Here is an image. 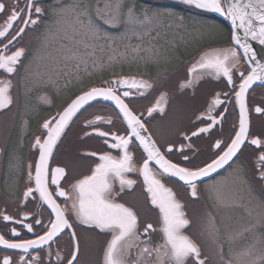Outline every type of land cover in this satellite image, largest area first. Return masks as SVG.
Masks as SVG:
<instances>
[{
  "label": "snow or ice",
  "instance_id": "snow-or-ice-1",
  "mask_svg": "<svg viewBox=\"0 0 264 264\" xmlns=\"http://www.w3.org/2000/svg\"><path fill=\"white\" fill-rule=\"evenodd\" d=\"M183 5L195 8L202 12L215 13L225 18L231 25L232 46L222 49H214L206 52L189 69V74L204 73L214 74L215 77H224L230 86L229 91L223 93L225 100L218 95L206 114L200 119H206L211 123L207 127H200L193 131L192 136L207 133L211 127L223 119L222 114L212 115V109L230 101V93L235 96L234 103L239 106V128L235 132L230 144L221 147L217 141L215 148L220 151L211 162L203 166H182L174 162L168 155L174 151V147L160 144L154 139L148 127L141 119V114L131 107L132 97L144 96L153 83L136 76L118 75L113 79L103 81L100 85H89L82 88L75 97L55 115L45 120L41 127L43 131L34 137L32 148L38 150V160L27 164L28 186L23 197L27 201L34 194L39 195V200L51 209L49 221L43 225L44 234L35 239L20 238L18 240L6 239L0 234V246L4 249L18 250L17 260L10 255L2 258V264H42L38 255H32L30 250L40 249L44 245L58 243L57 237L62 233L69 235L74 242V250L69 253L70 258L64 260V264H80L78 259L79 243L77 231L73 230L74 223L70 222L72 216L75 222L88 229H99L100 232L111 234V240L107 244L104 255V264H211V260L202 251L201 245L190 235L185 234L184 229L189 226V219L183 211L184 205L177 199V192L168 186L172 178L176 182H183L190 190L192 198H198V182L212 177L214 173L224 168L225 165L236 164L242 145L248 141L257 148H264V140L252 138L249 140V112L250 107L247 97L249 89L255 91L254 85L264 88V47L258 52L252 41L264 46V0H179ZM101 4L103 5L101 7ZM52 18L47 22V28L42 37L41 50L34 60L42 62L45 75H48L52 83L65 79L71 83L73 79L79 80L81 74H88L89 69H101L103 65L98 62L96 53L103 51L105 47L116 49L113 46L117 40L128 41L135 36L139 40L151 34L158 21L163 16H174L173 12H161L148 8H138L135 3L128 0H96L95 4L89 0H72L64 3L57 0V5L51 9ZM48 10L38 0H0V14L6 16L3 24H0V40H7L0 47V70L9 77L18 73L23 66L22 58L25 57L24 47H15L9 51V46L18 43V37L22 38L28 30H35ZM182 25L183 16L176 18ZM15 29L13 32L12 30ZM127 56L143 53L149 59L158 58L160 50L155 47L124 45ZM242 61L247 64L244 70L239 69ZM239 72L238 82L233 79V70ZM27 71V69H26ZM259 82V84H257ZM238 83V90H237ZM191 80L186 81L182 87H190ZM11 79H0V110L8 108L12 103L10 90ZM47 102V98L43 97ZM106 101L114 105L115 118L120 121L123 128L116 127L113 117L96 115L93 119L85 117L89 108L94 107L93 102ZM166 94H161L155 105L147 109L149 116L153 112H164ZM223 111H227V108ZM254 111L264 115V102L256 106ZM220 117V119L217 118ZM84 118V136L95 135L102 138L103 144L108 149H115L118 155H112L110 151L102 153L88 152L86 155L97 157L91 174L78 179L70 188L61 185L68 175L65 167L49 168V161L53 158L54 150H57L61 137L70 125ZM101 123L111 125L110 128L98 127ZM91 131H88V129ZM190 139V137H185ZM191 147V144L188 145ZM142 149L139 160L134 158V151ZM163 149V150H162ZM183 152V146L180 149ZM236 158L234 160L233 158ZM188 160L187 154L183 155ZM259 182L264 184V151L258 157ZM231 162V163H230ZM34 169V175H33ZM236 179L242 189H245L249 203L254 199L252 185L245 178L243 167L235 170ZM128 173H137L142 177V187L147 194L145 199L151 206L159 210L157 225L147 220L141 221L139 213L131 206L116 202L113 185L118 181L119 192L125 188L132 190L137 181L128 177ZM49 180L55 189L49 190ZM34 181V187L31 186ZM69 181L65 180V184ZM216 199L222 204L229 201L236 204L244 199L243 196L231 197L223 193L219 187L213 185ZM62 198V200H60ZM60 200V202H58ZM260 208L264 209V200L258 201ZM54 215V219L52 216ZM3 221H11L13 224H22L29 233L33 232V224L40 225L42 221L28 220V213L23 219H15L7 214H0ZM254 224L243 228L244 232L254 229ZM65 229L71 230L65 232ZM213 234L216 226L211 225ZM160 234V243H154V233ZM12 237H21L20 231L11 228ZM134 250V251H133ZM51 254V253H50ZM222 255V254H221ZM245 255L253 256L248 264H264V250L258 256H254L250 249ZM57 260L62 259L59 252ZM231 264V262H229Z\"/></svg>",
  "mask_w": 264,
  "mask_h": 264
},
{
  "label": "flooded vegetation",
  "instance_id": "flooded-vegetation-1",
  "mask_svg": "<svg viewBox=\"0 0 264 264\" xmlns=\"http://www.w3.org/2000/svg\"><path fill=\"white\" fill-rule=\"evenodd\" d=\"M56 1L38 0L48 10L47 15L43 17L35 30H28L27 34L22 38L18 37V43L14 42L13 45L9 46V51H14L15 47L21 46L26 49L25 57L22 58L23 66H20L19 72L9 77L3 70H0V79L12 80V88L10 90L12 103L8 108L0 110V214H7L15 219H23L24 214L28 213L29 218L25 223L33 222L35 219L42 221L40 225L33 224V232L29 233L22 224H13L11 221H3L0 218V234H3L6 239H35L38 235L44 234L43 225L48 223L49 214L51 213V209L39 200L38 193L34 194L33 197H29L27 201L24 200L23 193L28 186L27 164L38 160V151H33L31 145L34 142V137L41 133L39 129L42 123L64 108L75 96L59 106V97L54 92L50 96L46 93L35 95V92L29 95L25 94L23 77L27 62L32 54L33 45L36 44L38 33L49 19V7L55 4ZM128 2L135 3L138 8L163 7L190 11L184 7L164 2V0H128ZM194 13L201 15L197 12ZM6 18V16L0 14V24H3ZM12 31L14 32L15 29ZM6 42V38L0 40V47ZM228 44H230V41ZM212 47L215 46L205 47L202 50ZM202 50L197 51L185 59L180 66L163 76L151 79L143 78L153 83V87L144 96L132 97L133 103L131 104L137 114L143 113L141 119L149 131L153 133L154 139L160 144L174 147V151L168 154L172 160L182 166L193 168L211 162L216 157V153L220 151L215 148L216 142L220 141L221 147L224 148L226 144L231 143L235 132L239 128V106L234 103V94L230 93L231 102L226 100L224 104L212 109V115L222 114L223 119L217 116L220 122L212 126L207 133H201L198 136L191 135L193 131H198L200 127H207L211 123L206 119H200V117L206 114L209 108L213 106V102L218 95L220 99L225 100L223 93L229 91L230 88L226 79L222 76L217 78L214 74L211 77H208L207 74H189L188 63ZM238 67L240 70L247 68L243 61ZM233 72V79L238 82L239 72L235 69ZM188 80L192 81L191 86L182 87ZM253 87L255 91L249 89L247 97L250 107L249 140L252 138L264 140V115L254 111L256 106H260L264 102V88L257 85ZM162 93L166 94V102L163 105L164 112H153L149 116L147 109L155 105ZM42 96L47 98V102L42 99ZM28 97L29 100H33L32 102L38 106L39 110L37 112L26 113ZM225 107L227 111H223ZM115 111L118 110H114V107L109 104L98 103L94 107L89 108L84 115L88 119H93L96 115L103 117L111 115L116 127L120 128L121 134H123V128L126 126L115 118ZM98 127L107 129L111 125L101 123ZM88 131H91V129L89 128ZM186 136L190 137V139H186ZM189 144H191V147H188ZM182 146L183 152L180 151ZM104 150L110 151L114 156L118 155L117 150L108 149L107 145L103 144L102 138L95 135L84 136V118L82 117L65 134L57 150H55L53 158L49 161V168L65 167L68 173L65 180H68L69 183L65 184V180H61L60 183L70 188L71 184H74L78 179L90 175L96 163H99L97 157L88 156L86 153L94 151L99 154ZM262 151H264V148H257L246 141L237 155L239 160L236 163L243 167L244 176L252 185V196L254 199L251 202L254 203L264 200V184L259 182L258 160ZM141 154L142 149L137 148L134 151V158L139 160ZM184 154L189 156L188 160L183 159ZM231 167L228 166L223 172L213 178L199 182L198 198H192L190 190H186V186L181 187L182 183L176 182L175 178H172L168 185L173 188V191L177 192V199L184 205L183 211L190 221L189 226L184 229L185 234L193 237L201 245L202 251L210 258L211 264H229L231 261L226 260L221 255L217 242L208 226L214 217L211 210L209 209L208 211L203 198L204 189L207 184L214 182ZM127 175L129 178L135 179L137 183L132 190L125 188L123 192H119V182H114V193H119L115 195L116 202L133 207L139 213L141 221L147 220L157 225L159 210L153 208L150 202L145 199L147 194L142 187V177H139L137 173H128ZM31 186H35L34 181ZM55 187L49 180V190L51 191ZM244 197L245 200L249 201L247 195ZM52 218L54 219V215ZM70 222L74 223L73 230L77 231L78 234V259L80 264H104L105 250L111 240V234L100 232L99 229H88L83 225H79L78 222H75L74 216H72ZM12 227L20 231L21 237L11 236ZM70 231L65 229L66 233ZM153 236V242L160 243V234L157 232ZM56 239L58 243H52L50 246L44 245L40 249H32L30 250L31 254L38 255L42 264H64V260L69 259V253L74 250V242L71 241L69 235L64 233ZM57 252L62 257L60 261L57 260ZM19 254L18 250L4 249L0 246V264H2L3 256L10 255L13 260H17ZM231 264L233 263L231 262Z\"/></svg>",
  "mask_w": 264,
  "mask_h": 264
},
{
  "label": "rangeland",
  "instance_id": "rangeland-1",
  "mask_svg": "<svg viewBox=\"0 0 264 264\" xmlns=\"http://www.w3.org/2000/svg\"><path fill=\"white\" fill-rule=\"evenodd\" d=\"M64 3H71L72 0H63ZM95 4V0H89ZM49 7V19L52 18ZM161 12H173L174 16H163L152 30L151 34L143 37V40L135 36L128 41L117 40L112 48L98 51L96 57L103 67L101 69H89L88 74H81L79 80L73 79L71 83H66L65 79H60L56 83L49 80L48 75L43 74L42 62L34 60L38 51L41 50L42 37L47 28L46 21L38 33L36 44L33 45L32 54L27 62L23 77V89L25 94L35 92L46 93L49 96L54 92L58 95L60 103L72 98L75 91H79L85 85H93L108 78H115L118 75L136 76L139 78H157L169 73L171 70L180 66L183 61L209 46H222L228 44L230 33L220 22L196 14L192 11H183L176 8L155 7L148 8ZM183 16V24L177 22V17ZM136 46L142 44L144 47H155L160 50L158 58L149 59L143 53L140 55L132 54L130 51L125 57L124 45ZM27 69V71H26ZM43 97V96H42ZM26 113L31 114L39 110L32 101L27 98ZM238 163L233 166L214 182L207 184L204 189L203 198L213 217L208 224L210 231L211 225L216 226V231L212 235L217 242L218 249L226 260L233 264H248L253 256L245 255L250 249L254 256H258L264 250V209L257 203L245 200V189H242L236 179V168ZM216 185L227 196H243L244 199L236 204L230 201L222 204L217 201L213 188ZM214 219V220H213ZM249 224L255 227L250 232H244L243 228Z\"/></svg>",
  "mask_w": 264,
  "mask_h": 264
},
{
  "label": "water",
  "instance_id": "water-1",
  "mask_svg": "<svg viewBox=\"0 0 264 264\" xmlns=\"http://www.w3.org/2000/svg\"><path fill=\"white\" fill-rule=\"evenodd\" d=\"M166 1H168V2H170V3H173V4L182 5V6L186 7V8L193 9V10L198 11V12H201V13H203V14H207V15L213 16V17L216 18L217 20H220V21H222V22H224V23H227V25H228L229 28H230L231 34H232V30H231L230 22H229L228 20H226L225 18L219 16L218 14H215V13H209V12H202V11L197 10V9H195V8H192V7H189V6L183 5L182 3L179 2V0H166ZM251 43L253 44L254 48L257 50V52H258V59H259L260 49H261L262 47H264V46L259 45V44L256 43L255 41H252ZM231 46H232V45H231ZM228 47H230V46H228ZM222 48H227V47L213 48V49H209V50L203 52V53L198 57V59H197L196 61H194V62L190 65V68H191L194 64H196V62L200 59V57H201L202 55H204L206 52H210V51H212V50H214V49H222ZM245 65L247 66L246 63H245ZM247 67H248V66H247ZM190 68H189V69H190ZM205 74H207L208 77L213 76V74L204 73V75H205ZM257 84H259V82H257ZM254 86H256V85H254ZM93 103H94V104L104 103V104H109V105H111V106L114 107V105H112L111 102H106V101H100V102H98V103H97V102H93ZM56 113H57V112H56ZM56 113H55V114H56ZM55 114H54V115H55ZM52 116H53V115H52ZM52 116H50V117H52ZM50 117H49V118H50ZM49 118H48V119H49ZM70 127H71V125L69 126V128H70ZM69 128L65 130V134L67 133V131L69 130ZM39 130H40V132H42V131H43L42 127H40ZM64 136H65V135H64ZM64 136L61 137V141H62V139L64 138ZM61 141H60V142H61ZM60 142L58 143V145L60 144ZM57 147H58V146H57ZM33 151H38V150L33 148ZM54 152H55V150H54ZM53 154H54V153H53ZM237 155H238V153H237ZM233 159H235V157H234ZM230 163H231V162H230ZM228 166H229V165H225L224 168H222V169H220V170L218 171V173H214L212 177L205 178L204 181H205V180H208V179H210V178H213V177H215L216 175L220 174V173L223 172ZM181 183H183V182H181ZM198 183H199V182H198Z\"/></svg>",
  "mask_w": 264,
  "mask_h": 264
},
{
  "label": "trees",
  "instance_id": "trees-1",
  "mask_svg": "<svg viewBox=\"0 0 264 264\" xmlns=\"http://www.w3.org/2000/svg\"><path fill=\"white\" fill-rule=\"evenodd\" d=\"M226 27V26H225ZM227 28V30L229 31V33H230V30H229V28L228 27H226ZM89 85H85V87H88ZM81 90V89H80ZM79 90V91H80ZM79 91H75L76 93H74V95L73 96H75ZM72 96V97H73ZM63 104V102L62 103H60V100H59V106H61Z\"/></svg>",
  "mask_w": 264,
  "mask_h": 264
},
{
  "label": "bare ground",
  "instance_id": "bare-ground-1",
  "mask_svg": "<svg viewBox=\"0 0 264 264\" xmlns=\"http://www.w3.org/2000/svg\"><path fill=\"white\" fill-rule=\"evenodd\" d=\"M225 46H227V45H222V46H220V47H225ZM206 49H208V48H206ZM187 59V58H186Z\"/></svg>",
  "mask_w": 264,
  "mask_h": 264
}]
</instances>
